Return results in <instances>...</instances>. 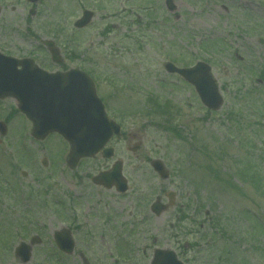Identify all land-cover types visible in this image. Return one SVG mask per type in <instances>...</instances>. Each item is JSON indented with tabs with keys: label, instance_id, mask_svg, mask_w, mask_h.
Here are the masks:
<instances>
[{
	"label": "rangeland",
	"instance_id": "1",
	"mask_svg": "<svg viewBox=\"0 0 264 264\" xmlns=\"http://www.w3.org/2000/svg\"><path fill=\"white\" fill-rule=\"evenodd\" d=\"M164 1L42 0L38 5L41 18L32 22L47 23L58 14L63 61L94 75L122 135L109 144L115 148L112 159L86 158L72 170L65 159L55 161L56 152L57 158L67 153V144L48 138L41 147L46 168L40 161L37 168L28 167L19 147L23 119L15 120L12 145L0 151L1 165L15 163L11 177H4L11 185L0 177V264H23L13 250L36 235L41 243L26 264H150L156 248L174 249L184 264H264V0H174V13ZM1 7L0 22H10L13 33L22 36L27 0H0ZM84 8L95 17L88 27L74 29ZM34 31L41 34L38 26ZM209 37L224 41L219 53L202 48ZM212 54L224 96L216 112L163 66L167 61L192 65ZM109 76L117 79L119 90L109 85ZM150 94L170 99L163 108L172 113H155ZM241 108L243 128L230 115ZM173 115L183 138L164 130L163 120ZM134 145L139 146L135 152ZM31 146L35 152L37 146ZM115 159L124 162L125 195L97 193L73 182L92 177ZM152 159L164 162L169 179L154 172ZM75 185L83 189L79 199L74 197L75 252L58 263L53 234L70 226L65 208ZM169 191L176 193L175 205L154 215L151 202L161 197L167 203ZM53 195L60 206L52 204Z\"/></svg>",
	"mask_w": 264,
	"mask_h": 264
},
{
	"label": "water",
	"instance_id": "2",
	"mask_svg": "<svg viewBox=\"0 0 264 264\" xmlns=\"http://www.w3.org/2000/svg\"><path fill=\"white\" fill-rule=\"evenodd\" d=\"M93 13L85 11L83 17L76 22L77 27H84L92 18ZM166 68L172 72H179L196 86L199 96L209 108L216 109L222 104L215 81L210 74V67L207 64L199 63L191 69H179L173 64L167 63ZM79 71L75 70L68 74L55 75L51 79L54 87L57 84V91H47V100L56 101V106L52 109L46 106L44 90L31 91L27 93L26 83L22 76L12 78L8 74H3L0 70V96L14 94L19 102V108L33 121L34 136L42 138L49 132L58 131L71 144V154L69 155V165L74 167L78 161L85 156L96 155L102 147L110 140L114 133L120 134V127L110 121L105 113L104 106L96 95L94 84L91 80L86 81L75 77ZM56 83V84H55ZM31 85L36 86L32 82ZM39 86V85H38ZM47 89L49 85H46ZM30 96V97H29ZM113 149H107L103 153L110 157ZM155 171H158L163 179L169 177L168 170L160 160L152 162ZM122 172L121 162H116L109 172L99 173L96 182H103L107 186L116 184L119 191H126L127 183ZM162 206L157 203L154 210L158 213ZM64 238L57 235L61 246L67 252L73 248L72 240L66 232ZM30 247L21 245L18 253L22 255L23 262L30 257ZM152 264H182L178 260L174 251L158 249L155 251Z\"/></svg>",
	"mask_w": 264,
	"mask_h": 264
},
{
	"label": "flooded vegetation",
	"instance_id": "3",
	"mask_svg": "<svg viewBox=\"0 0 264 264\" xmlns=\"http://www.w3.org/2000/svg\"><path fill=\"white\" fill-rule=\"evenodd\" d=\"M37 9L35 10L36 13L34 12L35 14H32L30 16L32 19L28 17L25 18L24 21L26 22V26H25L26 30L22 36L19 34L15 35L13 33V31L15 30L12 29L10 22H7V21L0 22V52H2L3 54L7 56H13L18 59L29 58L32 61L31 65L38 66L39 68L47 72L52 73V72L63 71V70L67 71L70 68H80L81 70H84L89 75H91L92 73L88 72L87 69L82 68V66H68L65 61L56 62L53 60L51 51H49L50 46L58 50L60 54H62V56L64 53L62 49V40H61L62 39V24H61V21L60 22L58 21L57 18L59 17H58V14L56 13L50 15L49 21H47V23H44L45 22L44 20H42V22L40 21L32 22V20L35 19L36 17H39V19L41 18V15L38 14ZM1 10H3L2 7L0 8V12H2ZM37 26L39 29H41V34H38L36 31H34V27H37ZM20 68H21V65L18 64V69ZM10 100L14 102V99L12 97L0 100V103H1L0 106L4 103L3 107L0 108V121L5 124L3 125V127L0 128V130L6 132L4 136H1V133H0V151L2 153L6 152L10 144L12 145L11 140H12V134L14 130L13 125H14V118H15L14 117L15 102L13 104ZM27 125L32 126L30 122H27ZM44 142L45 141H41L38 143L37 141H33L35 146H37V149L34 152V154L28 156L29 158L25 162L26 165H28L29 167H36L37 163H39V161L40 162L42 161L43 156H41V152L43 151L42 149H45L44 145L42 144ZM57 155L58 154L56 152L55 161L57 160ZM6 167L8 169L6 172V175L11 176L13 165L8 163L6 164ZM0 169L2 168L0 167ZM76 179L77 177L74 178L73 182L76 183L77 181L78 183L80 181V187H83L84 185H86L88 187H91L97 190V193H101L102 191H107V190L110 191L109 189H106L105 187L101 185H96L92 181V177L82 176V178L79 177L78 180ZM19 184L22 186L24 185L22 182H20ZM49 189H50L49 187L46 188V190H49ZM78 190H83V189L81 188L77 189V186H76V191L75 190L73 191L74 195L72 196V201L71 203L68 204L69 205L68 207H70L71 215H70V221H69L70 226L69 227L67 226V228L71 229L75 243H76L75 235L79 233L77 231L79 228L78 227L79 217H77L78 216L77 211L74 210L75 208L74 207L75 206L74 197H76V199L80 198L79 196L80 192H78ZM55 195L52 196V199H53L52 204H54L55 206L56 205L60 206L58 199L54 197ZM175 197L176 195L174 196V199ZM95 202L97 203L98 200H96ZM62 227H60V229ZM33 240L40 241V238L39 236H31L30 241H33Z\"/></svg>",
	"mask_w": 264,
	"mask_h": 264
}]
</instances>
